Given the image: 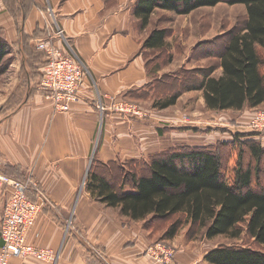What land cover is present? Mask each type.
Segmentation results:
<instances>
[{
  "label": "crops",
  "instance_id": "crops-1",
  "mask_svg": "<svg viewBox=\"0 0 264 264\" xmlns=\"http://www.w3.org/2000/svg\"><path fill=\"white\" fill-rule=\"evenodd\" d=\"M29 1L23 10L24 0H0V32L10 47L6 63L12 75L0 101V173L22 182L31 177L36 185L29 196L41 208L27 242L53 253L47 264H156L146 256L142 233L109 216L85 191L93 160L123 164L159 153L147 152L156 142L150 139L146 148L141 139L160 132L144 104L158 99L161 77L153 75L142 49L149 34L141 36L134 0ZM47 39L70 51L85 73L81 98L65 113L54 112L39 88L45 60L37 45ZM118 102L137 105L149 121L115 111ZM185 249L176 251L175 263L206 264Z\"/></svg>",
  "mask_w": 264,
  "mask_h": 264
},
{
  "label": "trees",
  "instance_id": "trees-1",
  "mask_svg": "<svg viewBox=\"0 0 264 264\" xmlns=\"http://www.w3.org/2000/svg\"><path fill=\"white\" fill-rule=\"evenodd\" d=\"M25 3L31 6V1L24 0L23 10ZM220 3L242 5L246 12L241 28L217 41L221 50L208 53L218 59L220 75L212 77L215 69L211 67L198 72L200 79L187 86L182 82V74L178 78L172 76L170 86L175 85L171 90L167 80L161 78L155 109L174 106L185 91H200L206 109L212 112H240L264 106V0H136L132 14L144 30L156 10L185 16ZM26 14L24 11L23 21ZM166 34L165 30H152L142 49H164ZM9 50L0 32V74ZM250 138L235 135L214 148L169 149L152 154L147 163L141 159L123 164L96 159L88 171L85 191L105 208L118 209L120 216L131 222L150 218L149 229L154 231L162 227V222L176 217L164 230L167 240L189 225L196 231L204 230L206 240H237L245 234L255 245L218 246L207 253L206 264H264V187L260 182L264 148ZM245 152L250 157L247 163Z\"/></svg>",
  "mask_w": 264,
  "mask_h": 264
},
{
  "label": "rangeland",
  "instance_id": "rangeland-1",
  "mask_svg": "<svg viewBox=\"0 0 264 264\" xmlns=\"http://www.w3.org/2000/svg\"><path fill=\"white\" fill-rule=\"evenodd\" d=\"M135 2L136 0H134V4ZM245 13L244 6H230L226 3H220L211 8H200L185 16H177L172 12L156 10L150 17L148 26L142 30L141 34L144 37L155 29L167 32V46L162 50L148 51L146 56V59L151 61L150 70L154 71L153 75L156 74L162 79H166L167 81L165 82L169 85V90L175 85L173 83L170 86V78L172 76H177L178 78L179 74H182L181 79L186 86L192 80L197 81L200 79V75H197L198 72L207 71L211 67L215 69L212 77H218L221 73L218 68V59L212 55L209 56L208 53L212 51L218 53L221 50L222 45L218 44L217 41L226 33L240 29L246 16ZM214 41L215 43H213ZM1 69L0 101L6 94L9 79L12 77L8 73L9 67L6 60ZM151 101L144 104V106H147L148 110L155 116L154 125L156 124L160 127L157 129L160 132L158 137H156L155 133L151 135L152 138L146 133L141 137L146 148L150 144V139H152V142H156L152 145V148L149 146L147 152L157 150L161 153L169 149L177 150L183 146L214 148L219 143L231 141L232 136L235 135H249L250 139L259 142L264 148V126L262 129L254 128L252 124L256 117L264 116V106L256 109L245 108L240 112H212L206 109L200 91H185L181 93L175 105L165 110L155 109L153 105L157 100L152 99ZM126 103L129 104L130 102ZM138 106L142 107L143 112L147 113L146 107ZM145 115L142 113L141 116L134 117V119L145 120ZM145 121L148 122L149 119ZM144 157L141 161L142 163H147L150 157L147 155H144ZM249 160L250 157L245 152L244 163ZM260 166V182L262 187H264V165L261 164ZM232 168L233 163L230 164L229 171ZM225 176L229 177V172H226ZM109 179H112V177ZM125 191L128 192V189H125ZM1 201H3V198L0 193V204ZM99 205L104 212L119 220L122 225L126 224L127 228H129V224H131V226L135 227V235L137 231L141 232L144 241L148 243L147 247H160L166 251L170 250L174 256L180 248H186L188 251L193 252L192 254L196 259L198 258L197 260L200 259L202 263H205L204 259L207 253L218 246H247L255 248V245L252 244L245 234L237 240L223 237L206 240L204 230L196 231L189 225L181 227L173 239L167 240L164 237V230L170 225V222L176 220V217L169 222H162V227L154 231L149 229L150 218L145 222L134 223L121 217L118 209H108L101 204ZM94 256L98 258L95 254Z\"/></svg>",
  "mask_w": 264,
  "mask_h": 264
},
{
  "label": "built area",
  "instance_id": "built-area-1",
  "mask_svg": "<svg viewBox=\"0 0 264 264\" xmlns=\"http://www.w3.org/2000/svg\"><path fill=\"white\" fill-rule=\"evenodd\" d=\"M55 35L63 37L61 31L56 32ZM37 49L45 55L39 88L52 105L54 112H68L71 105L81 98L84 69L70 51L60 48L52 39L40 41ZM98 108L104 109L101 104ZM112 108L133 117L142 115L140 109L130 103L118 102ZM252 124L254 128L262 129L264 116L256 117ZM32 188L35 189L36 185L31 177L22 182L0 173V191L5 198L0 218V264H9L11 259L41 264L51 263L54 260L51 251L27 242L28 230L41 208L39 203L30 199L29 193ZM92 250L98 258L103 259L97 249ZM146 256L156 264H177L172 251L160 247H148Z\"/></svg>",
  "mask_w": 264,
  "mask_h": 264
}]
</instances>
